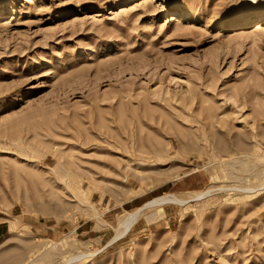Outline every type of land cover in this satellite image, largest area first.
Returning <instances> with one entry per match:
<instances>
[{"label":"rangeland","instance_id":"obj_1","mask_svg":"<svg viewBox=\"0 0 264 264\" xmlns=\"http://www.w3.org/2000/svg\"><path fill=\"white\" fill-rule=\"evenodd\" d=\"M71 261L264 264V0H0V264Z\"/></svg>","mask_w":264,"mask_h":264},{"label":"bare ground","instance_id":"obj_2","mask_svg":"<svg viewBox=\"0 0 264 264\" xmlns=\"http://www.w3.org/2000/svg\"><path fill=\"white\" fill-rule=\"evenodd\" d=\"M203 193V192H201ZM196 194L195 198L199 199L202 198L204 196H206L207 194L210 193V191L204 192V194ZM164 203H168V204H175V205H184L185 201H181L180 199L176 198L174 195H167L165 197H161L159 199H155L152 202H149L147 204H145L144 206H142L141 208H139L138 210H136L134 213H129L127 214L119 223V228H118V235L116 237V239L126 235V233L130 230V228L133 226V223L136 221V218L138 217V215L148 209V208H152L155 205H159V204H164ZM115 238V237H114ZM113 238V239H114ZM71 262L67 263V264H71Z\"/></svg>","mask_w":264,"mask_h":264},{"label":"snow or ice","instance_id":"obj_3","mask_svg":"<svg viewBox=\"0 0 264 264\" xmlns=\"http://www.w3.org/2000/svg\"><path fill=\"white\" fill-rule=\"evenodd\" d=\"M249 2H250V3H254V2H255V0H249ZM242 7H243V5H242Z\"/></svg>","mask_w":264,"mask_h":264},{"label":"trees","instance_id":"obj_4","mask_svg":"<svg viewBox=\"0 0 264 264\" xmlns=\"http://www.w3.org/2000/svg\"><path fill=\"white\" fill-rule=\"evenodd\" d=\"M169 187V185H167L165 188H168Z\"/></svg>","mask_w":264,"mask_h":264}]
</instances>
